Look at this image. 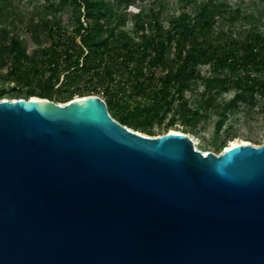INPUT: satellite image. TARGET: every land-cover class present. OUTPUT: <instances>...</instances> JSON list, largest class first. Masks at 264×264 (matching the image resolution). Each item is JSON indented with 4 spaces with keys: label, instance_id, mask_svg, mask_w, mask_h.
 Instances as JSON below:
<instances>
[{
    "label": "water",
    "instance_id": "water-1",
    "mask_svg": "<svg viewBox=\"0 0 264 264\" xmlns=\"http://www.w3.org/2000/svg\"><path fill=\"white\" fill-rule=\"evenodd\" d=\"M0 264H264V141L217 154L99 95L2 98Z\"/></svg>",
    "mask_w": 264,
    "mask_h": 264
},
{
    "label": "trees",
    "instance_id": "trees-1",
    "mask_svg": "<svg viewBox=\"0 0 264 264\" xmlns=\"http://www.w3.org/2000/svg\"><path fill=\"white\" fill-rule=\"evenodd\" d=\"M0 1V67L14 98L64 103L74 95H101L111 117L153 135L148 126L169 113V126L177 119L195 126L215 96L231 89L235 94L225 110L264 97V29L241 39L217 31L212 0L192 13L182 9L165 24L159 19L161 9L141 8L132 14L135 37L124 29V10L136 0H61L74 6L71 32L55 18L41 17L32 27L37 48L31 53L14 24L1 22L10 13L3 16L6 1ZM204 66L207 76L200 74ZM197 77L203 91L191 107L184 92Z\"/></svg>",
    "mask_w": 264,
    "mask_h": 264
},
{
    "label": "rangeland",
    "instance_id": "rangeland-1",
    "mask_svg": "<svg viewBox=\"0 0 264 264\" xmlns=\"http://www.w3.org/2000/svg\"><path fill=\"white\" fill-rule=\"evenodd\" d=\"M6 9L3 11L1 22L13 23L15 33L23 40L28 53H31L37 45L35 44L32 27L41 17L55 18L60 21L66 31L71 32L74 24V6L61 4V0H5ZM209 0H136L135 4L127 6V21L124 29L131 36L133 30L132 14L141 8L149 12V9H161L159 19L162 23L173 16H176L182 9L194 12L200 3ZM217 6L218 22L215 26L217 31L225 33L228 37L241 39L246 32L253 30L263 31L264 29V3L260 0H212ZM1 4V1H0ZM79 8V11H82ZM11 21V22H10ZM41 36L43 34H40ZM44 36V35H43ZM135 37V36H134ZM5 70L0 67V91H5L3 98L14 99L16 94L8 92L12 83L5 78ZM201 76L209 75L206 66L200 69ZM203 91L202 81L197 77L191 83L190 90L184 92L191 107L201 101ZM235 94L233 89L215 96L213 106L206 108L199 115L198 123L195 126L183 125L180 119L169 126L172 113L167 114L163 120L155 121L148 126L153 135L158 136L170 129L182 132L186 131L196 146L201 151L220 153L230 140H246L250 144L260 145L264 141V97H256L254 101L238 103L235 107L224 109L226 102ZM22 96V93L20 94ZM102 97L101 95H99ZM78 97L74 95L73 98ZM23 98V97H22ZM225 112L221 117L220 113ZM221 119V120H220ZM220 122V124H218ZM134 130V129H133ZM139 132V131H138ZM146 134L145 132H142ZM148 135V134H147Z\"/></svg>",
    "mask_w": 264,
    "mask_h": 264
},
{
    "label": "bare ground",
    "instance_id": "bare-ground-1",
    "mask_svg": "<svg viewBox=\"0 0 264 264\" xmlns=\"http://www.w3.org/2000/svg\"><path fill=\"white\" fill-rule=\"evenodd\" d=\"M169 131L172 132V131H178V130L170 129ZM187 135L191 138V136L189 134H187ZM248 143L249 142L246 141V140H240V141H238V140L233 139V140H230L229 143L224 146L225 147L224 149H227V148H229L231 146H234V145H237V144H248ZM194 145L196 146V142L195 141H194Z\"/></svg>",
    "mask_w": 264,
    "mask_h": 264
}]
</instances>
